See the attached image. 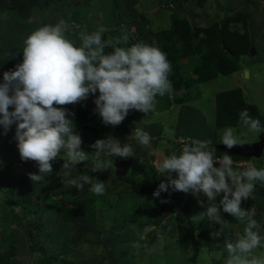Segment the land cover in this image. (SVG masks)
I'll list each match as a JSON object with an SVG mask.
<instances>
[{"label":"trees","instance_id":"16d2710c","mask_svg":"<svg viewBox=\"0 0 264 264\" xmlns=\"http://www.w3.org/2000/svg\"><path fill=\"white\" fill-rule=\"evenodd\" d=\"M100 2H103L102 10L106 11L105 15L109 14L108 19L98 24L96 18L93 17L95 23L90 25L86 9L91 7L92 0H0V83L3 82L4 72L14 70L15 66L23 60V40L19 37L20 34L15 35V32L17 33L16 28L22 25L25 18L32 15L34 7L37 6L38 12L41 9H51V13L43 19L42 25L56 24L63 19L69 25L66 35L77 46L80 44L78 39L80 32L85 30L91 32L100 25L105 26L106 29L109 28L103 33L104 39L119 38L127 34L129 37L128 45L121 46H130L132 43L140 41L158 46L167 54V58L172 65V72L169 75V79L173 84L172 93L182 91L184 95L176 98V102L183 104L188 100H192L194 95L189 92L192 86L242 69L241 64L244 56L251 55V48L255 49L256 46L249 34L251 24H249L248 19H250L252 13L239 8L253 4L259 5L260 8L263 6L264 10L262 0H216L214 1L215 18L209 22H204L205 20L201 21L200 19L209 17L207 11L209 0H155L150 4H148V0H100ZM190 2L191 4L195 3L201 9V12H193L192 17L185 14L186 7ZM228 2L231 3V6L227 4ZM138 4L142 8H139ZM66 7L69 9L68 11ZM109 7L112 9L111 13ZM168 11L170 13H167ZM205 14L208 17H205ZM197 15L203 17L197 18ZM158 19H161L162 23H159ZM73 22L78 27L73 26ZM85 23H89V27L86 29L82 27ZM106 51H110V49H106ZM186 63L191 64L186 65ZM96 95H98V92ZM164 97L168 104L162 105L156 102V111L163 112L170 109L174 104L173 94H166L162 97L157 96L156 100L158 98L161 100ZM95 98L94 95H90L91 101L89 103L86 104L82 101L81 103L67 105L66 108L69 112L75 113L74 118L70 117L74 119L75 131L85 129L91 133L93 140L96 139L95 141H97L98 139L107 138V129L105 124L98 125L94 122L99 115L95 111ZM244 109L248 110L252 118L258 119L261 128H264V113L260 111L255 103L249 102L240 87L216 93V123L218 127L241 126L239 112ZM10 110L13 109L10 107ZM150 113L145 114L137 110H131L125 120L135 126L144 127V130L150 135L157 134L158 139L162 138L163 125L146 123L147 121H145L149 118ZM192 120L194 124L189 122V126L194 131L188 136L211 139L210 147L213 148L215 157H222L227 154L235 160L254 158L243 157L237 153L218 148L216 132L208 129V134H203L197 129L199 125L197 116L194 115ZM202 123L201 121L200 125ZM148 126H152V129H161V131H151ZM121 128L123 127L121 126ZM8 134V132L6 135L3 134V127L0 126V146L10 142L7 138ZM116 137L123 143L127 141L125 133ZM90 141L91 147L85 146L84 151L87 152V156L89 155L88 152L93 153L94 159L96 149L92 147L94 142ZM170 144L174 145L175 149L172 147L171 152L167 151L168 155L173 151L179 153L183 147L174 140ZM109 157L114 156H109L107 152H101L99 155L100 159H108ZM154 157L145 155L138 148L135 155L130 157L134 174L124 177L117 176L125 179L122 181L123 185H126L125 188L114 192L117 194H112L109 197L88 196L73 200L70 204H62L59 210L56 211L53 208V206L55 207L53 203H59V201L52 200V197L59 194L57 191L61 190L63 192L62 186L58 190H48L46 194L37 192L36 196L30 199L32 193L29 189V183L33 184V182L30 178H22L18 182V186L12 190L14 180L8 177V174L13 164L20 159L16 156L15 159L12 158L7 161L0 169V180L7 176L4 185L8 186L10 197V201L2 207L5 217L4 225L5 227H11L9 223L16 222L22 226L23 232L28 235L31 249L41 255L38 262L34 264H143L140 258L141 254L137 252V249L143 250V247L140 245L134 247L137 239L141 238L140 231L150 225L155 227L162 225L164 219L167 218L169 223L167 222L168 225L165 227L172 226L177 229L174 246L176 250L169 247L167 249H170V251L164 256L161 253L157 255L149 254L146 256V264H158L161 258L165 260L163 264H167L169 261H173L172 263L175 264H183V261L181 263L179 261L183 260V256L188 253L189 255L186 257L187 264H203L198 259L203 247H207L211 253L224 247L223 243H217L218 237L214 238L212 235L217 229L213 230L211 226L205 223L207 219L204 220L199 217L202 216L200 213L206 210L207 203L202 207L199 203H192V201L188 203V201L181 200V196H179V194H183L181 191H161L158 197L154 196L153 193L163 181L151 162ZM116 161L117 159L114 161V166ZM27 162L34 165V172L39 171L34 161ZM53 166L57 169L56 165L53 164ZM217 166L219 165L217 164ZM233 167L236 168L235 165ZM256 167L264 168V164L256 163ZM244 168L246 167H239L238 170ZM175 196L179 198L174 200ZM129 197L134 198L135 203L130 207L127 215L121 217L116 212H105L107 209L106 204L109 210H112L114 207L113 202L116 203L120 198ZM253 197L254 199L243 201L242 207L255 206L257 211L255 219L260 221L259 219L263 217L264 212H258V207H264V187H261L258 182ZM10 203L13 207L8 208ZM15 205L21 207L25 217L31 215L35 216L36 219H29L24 222L20 215L14 212ZM178 207L180 210L176 211ZM34 210L36 212H33ZM220 214L227 223L230 222L236 226L239 224L237 219L223 212L222 208ZM194 216H196L195 219L192 218ZM65 223H70V226L74 228L73 244L78 243V240L88 241L96 237L99 238L97 244L103 246V251L82 261L74 260L70 257L71 245L59 238L62 226ZM49 224L54 226V231L48 228L47 225ZM239 229L238 232L242 234L244 228L239 226ZM128 231H133V236L127 237L126 233ZM259 232L264 237V222ZM37 233L43 234V238L39 239ZM153 233L154 236L151 241L155 239L157 230H154ZM175 233L171 232V235H175ZM48 238H50V241L47 242ZM6 240L9 239L6 238ZM15 242L14 238L10 239L9 249L5 252L0 251V264H15L12 258L16 254ZM217 245H220V247L216 248ZM135 248L137 249L135 250ZM173 250L174 252H172ZM214 260V254H212V261Z\"/></svg>","mask_w":264,"mask_h":264},{"label":"clouds","instance_id":"9594fccd","mask_svg":"<svg viewBox=\"0 0 264 264\" xmlns=\"http://www.w3.org/2000/svg\"><path fill=\"white\" fill-rule=\"evenodd\" d=\"M68 30L69 25L61 19L55 25L38 27L23 40L22 62L14 70L5 71L0 83V126L6 135L12 125H16L14 139L18 142L21 160L34 161L39 169L38 174H28L33 183L43 182L45 176L53 172L52 162L60 157L64 161L61 167L64 183L79 191L88 185L90 193L101 196L106 193L103 181L90 175L71 177L72 170L89 157L82 150L80 134L75 131V113L69 112L66 106L94 95L95 111L102 122L118 126L131 110L149 114L155 110L157 96L172 94L173 84L169 79L172 65L167 54L154 44L140 41L121 46L128 45L127 34L104 39L107 29L103 25L91 32H80L79 46L68 38ZM239 122L248 133H264L260 121L252 118L247 109L239 112ZM232 127L223 130L219 142L229 150L259 138L240 139ZM153 136L159 137L134 128L127 138L134 139L149 150V156L156 158L159 153L152 146ZM175 139L184 145L179 153L173 151L158 165L157 159H151L159 175L167 177L153 195L158 197L161 191L171 188L192 194L202 207L207 203L200 215L220 225L212 235L214 238L224 236L223 245L228 255L223 264H264V252L257 254L258 249L264 248V237L255 219L256 208L242 207L243 201L254 199L257 182L264 187V168L247 166V159L235 160L227 154L215 157L209 138L175 135ZM92 147L96 149L90 167L92 173L111 168L112 160L100 159L101 152L119 159L134 156L132 147L121 146L112 136L98 139ZM243 161L247 163L241 165ZM239 167L246 168L238 170ZM221 208L245 225L242 234L225 231L229 226L220 214Z\"/></svg>","mask_w":264,"mask_h":264},{"label":"rangeland","instance_id":"374dc122","mask_svg":"<svg viewBox=\"0 0 264 264\" xmlns=\"http://www.w3.org/2000/svg\"><path fill=\"white\" fill-rule=\"evenodd\" d=\"M152 1L155 2V0H148V4H150ZM214 1L216 0H209L208 5H207V8H208L207 11H208L209 17L206 16L207 14H205V17H208V18L200 19L201 21L205 20L204 22H209L215 18L216 10L214 8V4H215ZM236 1H239V0H236ZM263 3H264V0H262V5H264ZM194 4H191L190 2L188 3V6L186 7L187 9L185 11V14L186 15L188 14V17H192L193 12H196V11L201 12V9L198 8L196 4L195 5ZM227 4L231 6L230 2H228ZM102 6H103V2H100V0H92L91 7L86 9L88 12L87 18L89 16L88 19L90 20V25H93L95 23V19L93 17L96 18V22L98 24L103 23L106 21V19H108L109 14L105 15L106 11L104 12V10H102ZM138 7L140 8L141 5L138 4ZM66 8L68 11L69 10L68 7ZM239 9L252 13V15L250 16V19H248L249 24H251V27H253V28L249 27L250 29L249 34H250L251 40H253L254 45L256 46L255 47L256 54H253L251 52V55H245L243 58L242 64H241L242 69H240L237 72H234L228 75H220L217 78H214L208 81H202V82H199L198 84L195 83L196 85L192 86L189 89V92L194 95L192 100H188L184 104L177 103L176 98L184 95L182 91L180 92L178 91V92L172 93L173 94L172 99L174 101V104L171 106L170 109L165 110L163 112L154 110L153 112L150 113L149 118L145 119V121H147L146 123H158L160 126L163 125L162 133H164L163 135L164 137L162 138L160 137L158 139L153 136L152 141H151L152 146L161 152L157 156V165L160 162H162V159L164 157L168 156V152H165V150L171 152L170 149H172V147L175 149L174 145L169 143L170 139H166V138L170 137L171 141L174 140V142H176L177 141V139H175L176 134L180 137H187L189 134H191L194 131L193 128L189 126L190 125L189 122L194 124V121L192 120L194 115H196L198 118L197 123H199V125L197 129L200 130L201 133L203 134H206L208 129L210 130L215 129L213 131L216 132V135L218 137L217 143L219 144L223 130L226 127H228V126L217 127L216 125V93L219 91L240 87L245 93V96L247 97V99L250 102L255 103L260 109V111L264 113V10H263V6L260 8L259 5L256 6L253 4L249 6L244 5L242 6V8H239ZM37 10H38V7L35 6L33 9L32 15H30V17L28 18H25L22 21L21 26H17L16 28L17 33L15 32V35L17 36L18 34H20L19 37L22 38V40H24L33 30L42 26L43 19L48 14L51 13L50 8L44 9V10L41 9L39 12ZM111 12H112V9L110 13ZM167 13H170V11H168ZM57 15H59V13H57ZM199 17L200 15H197V18ZM202 17L203 16H201L200 18ZM2 18H5V17H2ZM158 22L162 23V20L158 19ZM52 25H55V24H52ZM73 26L78 27V25L75 22H73ZM82 27L86 29L87 27H89V23L83 24ZM190 64L186 63V65H190ZM246 71H249V74H247ZM90 101L91 100H90V95H89L88 99H86L84 102L87 104ZM156 102L161 103L162 105L168 104L165 97L162 98L161 100L160 98H158ZM201 121L203 123L200 125ZM94 122L98 125L104 124L102 122V118L99 115L97 117V120ZM121 126L124 129L121 128ZM105 127L107 129V138L109 136H112V138L116 142H118L121 146L125 144L129 145L130 147H132L134 151V155L137 152L138 148L141 150L142 153H144L145 155H148V151H149L148 149L142 148L138 144V142H136L134 139L127 138V135H129L134 130V128H141L144 130V127H141L140 125L135 126L134 124L127 122L125 119L118 126L113 127L111 125H106ZM149 128L151 129V131H159V132L161 131V129H152V126ZM149 128L147 129L150 130ZM232 128L235 130V134L240 139L255 140V138L260 136L257 133H248L247 129H244L241 126H233ZM15 129H16V125L13 124L11 129L8 131L9 134L7 136L10 142L6 143L5 145L0 146V169L10 159L12 158L15 159L16 156L20 158L19 150L17 147L18 142L14 139ZM261 129L262 131H264V128H261ZM77 133L80 134L82 141H83L81 145L82 150H84L85 146L91 147L90 140H92L95 143L96 139L93 140L92 135L89 131L85 129L83 130L81 129V130H78ZM124 133L126 135V140H127L125 143H123L120 139L116 137L117 135H123ZM244 133H247V135L245 136ZM210 149L213 150L212 147H210ZM88 154H89L88 161L82 162L81 164L77 165V167L74 170H72L71 177L74 178L80 175H90V176H93L94 178H98L99 180L103 181L106 187V193L104 195H101L102 197L103 196L109 197V196H112V194H117L114 192L116 191L118 192L119 190L126 187V185H123V182H122L125 179L119 178L116 175L114 161L118 159V157L108 158L112 160V165L110 169L105 170L103 172L92 173L90 172V167H91V162L93 160L94 155L91 152H88ZM61 155H63V153H61ZM102 160H107V159L105 158ZM247 161H249L247 166H250V165L256 166V163L264 164V154L261 158H253V160L247 159ZM52 163L56 165L57 169L55 168V166H53V172L51 174H47L43 182L33 183V184L29 183L30 184L29 189H30V192L32 193L30 196V199H33L36 196L37 192L46 194L48 190H53V189L58 190V188L62 186L63 192L61 190L57 191L59 194L57 193L58 195L55 194L52 197L53 199L51 198L52 200L59 201V203H55V204L53 203V205H55V207L53 206V208H55V210L58 211L62 204L63 205L70 204V202L73 200L82 199L88 196H97L88 191V187H89L88 185H85V188L83 191H79L78 189L70 187L66 183L63 182L65 178L63 177L62 170H61L62 164L64 163L62 158L58 157ZM33 167L34 165H30L28 164V162L22 161L21 158L18 159L17 162L13 164V167L11 168V171L8 174V177L14 180L13 181L14 187L12 186V190H14V188L18 186V182L20 181V179L29 178V175H28L29 173L38 174L39 171L34 172ZM133 174H134V169L131 168L128 176H131ZM161 177L163 181L167 180L166 176H161ZM6 178L7 176L3 177L0 180L1 181L0 182V251H3V252L7 251V249H9L8 243H10V239L14 238L16 240L15 242V247H16L15 253L16 254L12 258L14 259L15 264H34L38 262V260L41 258V255L39 254V252H34L31 249V245L28 241V235L26 234V232H23L22 226L16 222H10L9 226L11 227H5L4 225L5 217H4V212H3L2 207L5 203L10 201V197L8 195V188L7 189L4 188L5 186L4 183H5ZM1 184H2V189H1ZM170 190L172 189L169 188L168 191L170 192ZM101 196H97V197H101ZM179 196H181V200L188 201V203H191V201L192 203H198L197 198L194 197L190 193L186 194L183 192V194H179ZM178 198L179 197L175 196L174 200ZM219 199L220 197L217 198V200ZM134 203H135V200L132 197L125 198V199L120 198L118 199L116 203L113 202L114 207L112 208V210H109L108 205L106 204L107 209L105 212H116L120 214L121 217H123L124 215H127V213L130 211V207ZM10 207H13L11 203L8 208ZM179 210L180 208L178 207L176 211H179ZM14 212L19 214L21 219L24 222H26L29 219H36L35 216H31V215L25 217V215L23 214V210L21 209L19 205H15ZM33 212H36V210H34ZM258 212H264V207L263 208L258 207ZM44 217L46 218L45 214H44ZM199 217L203 218L204 220L207 219V217H202V216H199ZM168 220L169 219L166 218L164 219L162 225H157L156 227L154 225H150V226L145 227L142 231H140L139 234L141 238L137 239L135 243L136 245L134 247H138V245L143 247V250L135 248V250L137 249V252L141 254L140 258L143 264H146L147 262L146 261L147 255L152 254V253L153 255H157L161 253V255L164 256L168 253V251H170L172 247L175 248L174 247L176 243L175 241L176 233L175 232H177L176 231L177 229L172 226L165 227L169 223ZM259 220L260 221H258L257 219L258 223L260 224V228H261L264 222V215ZM205 223L211 226L213 230L217 229L216 231H218L220 228V225L218 223L210 222L208 219L205 221ZM70 225H71L70 223H65L62 226V232L59 236L61 240L66 241L71 245L70 257H72L74 260L82 261L85 258L92 257L94 255H97V253H100L101 251H103V246L97 244L99 238H96V237L88 241L84 239L78 240L77 241L78 243L73 244L72 241L75 235V231H74V228H72ZM47 226L48 228L54 231L53 225L49 224ZM228 226L229 227L225 231H228L229 233L233 235L240 230L239 226L240 228L245 227V225L240 222L239 224H237V226L228 222ZM48 228L46 227V229ZM146 228L150 230L145 231ZM154 230H157V233L155 235L156 237L154 240L152 239L153 241H151V238L154 236V233H153ZM171 232L175 233V235H171ZM37 234H38L39 239L43 238V234L42 235L41 233H37ZM126 235L127 237L133 236V231H128ZM6 238L9 240L7 241ZM217 240H218L217 243L222 244L224 237L221 235L218 237ZM48 241H50V238L47 239V242ZM169 247L170 249H167ZM218 247H220V245L216 246V248ZM172 252H174V250ZM260 252H264V248L257 250V254H259ZM212 254H214V258H215L214 261H212ZM188 255L189 253L184 255L182 258L183 260H180L179 262L181 263L183 261V264H187L188 260L186 259V257ZM227 255H228L227 251L224 249V247L219 248L218 250H215V252L213 251L212 253L208 250L207 247H203L200 251L198 259L203 264H223V261L224 259L227 258ZM164 262H165L164 258H161L160 261H158V264H163ZM172 262L173 261H169L167 264H175Z\"/></svg>","mask_w":264,"mask_h":264},{"label":"water","instance_id":"95a60500","mask_svg":"<svg viewBox=\"0 0 264 264\" xmlns=\"http://www.w3.org/2000/svg\"><path fill=\"white\" fill-rule=\"evenodd\" d=\"M253 54H256L254 48L251 49ZM249 74V71H246ZM184 141L183 143H185ZM191 143V142H190ZM218 148L223 150H228L237 153L241 156L260 158L264 153V133L259 136L256 141L247 142L244 146H235L232 149H227L223 144H219ZM132 168V161L130 159H119L115 162V169L117 176H126ZM5 189L8 188L7 185L4 186Z\"/></svg>","mask_w":264,"mask_h":264},{"label":"crops","instance_id":"0c3cea01","mask_svg":"<svg viewBox=\"0 0 264 264\" xmlns=\"http://www.w3.org/2000/svg\"><path fill=\"white\" fill-rule=\"evenodd\" d=\"M177 135V134H176ZM178 136V135H177ZM180 137V136H179ZM168 139H170V138H168ZM169 143H171V139L169 140ZM181 146H184V145H181ZM162 152H164V151H162ZM165 152H167V150H165ZM158 153H161L160 151H158ZM155 159H157V156H156V158Z\"/></svg>","mask_w":264,"mask_h":264},{"label":"built area","instance_id":"2783aa9c","mask_svg":"<svg viewBox=\"0 0 264 264\" xmlns=\"http://www.w3.org/2000/svg\"><path fill=\"white\" fill-rule=\"evenodd\" d=\"M157 162V161H155ZM247 162L246 161H243V162H240L241 165H245Z\"/></svg>","mask_w":264,"mask_h":264}]
</instances>
